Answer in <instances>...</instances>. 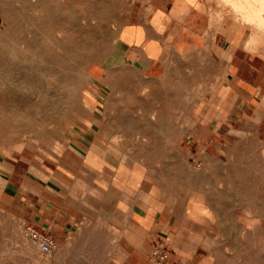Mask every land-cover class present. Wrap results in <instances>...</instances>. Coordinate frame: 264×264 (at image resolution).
I'll return each mask as SVG.
<instances>
[{
	"label": "crops",
	"instance_id": "crops-1",
	"mask_svg": "<svg viewBox=\"0 0 264 264\" xmlns=\"http://www.w3.org/2000/svg\"><path fill=\"white\" fill-rule=\"evenodd\" d=\"M214 13L204 0H145L136 18L117 29V42L138 53L145 77L163 84L182 79L185 85L177 124L167 113L173 108L163 102L120 104L110 110L150 114L112 113V134L135 135L138 142L161 133L168 141L176 134L171 140L180 144L177 152L153 157L110 149L108 136L98 135L105 89L95 85L87 92L90 113L66 135L64 154L48 160V171L36 168L46 178L29 173L26 147L0 144V207L58 241L96 226L103 239H118L121 264L147 263L157 245L168 253L162 264H204L221 199L214 191L221 174L216 161L243 140L257 151L264 147V54L249 48L235 19L227 16L234 20L233 33L221 21L225 16L216 19ZM209 63L213 74L200 88L193 73ZM194 78L195 84H186ZM157 93L164 92H150Z\"/></svg>",
	"mask_w": 264,
	"mask_h": 264
},
{
	"label": "rangeland",
	"instance_id": "rangeland-1",
	"mask_svg": "<svg viewBox=\"0 0 264 264\" xmlns=\"http://www.w3.org/2000/svg\"><path fill=\"white\" fill-rule=\"evenodd\" d=\"M98 1L99 3H102L98 5L103 12H101V14L97 17H93L85 11L77 9L73 10V5H71L70 8H66V12L64 14H61L62 11H57L60 5H64L66 2L69 3V0H41L43 4H46L49 6L50 10H52V13H49L50 18L48 17V23L50 19H53V23L51 24L54 26L59 23H63L64 21L68 24L69 22H79V20L85 22L84 27L88 35L83 41L86 42L87 52L83 55L85 62L92 60V58H96V62H92L89 69H87V72L91 73L92 76L96 78L88 77L89 75L86 76V74L83 75L81 84L84 85V87L82 89V93L80 92V99L88 100L91 103V100L87 95L90 88L95 85L104 86L105 90L103 91L101 101L102 106L106 107V99L110 94V86L105 84V82L107 80L109 81V77H107V75L113 72L116 74L114 81L117 94L111 108H117L120 104L163 102L173 108V110H169L167 113L169 118L171 117L174 120V123L177 124V121L182 118L183 113L178 109L184 102V96L181 94V91H183L185 81L181 79L179 81H175V83L167 81V84H163V81L160 79L153 80L145 77L143 75L144 63L140 61L138 53L127 49L125 46L117 42V38L115 37V32H117L119 26L136 18L138 8L143 5L145 0ZM102 5L105 8H103ZM0 6H2L6 11H18L20 14L16 22L20 31L15 32L10 37L11 40H14L17 36H19L21 30L22 33L27 32V30H33L34 26L28 24L26 22V18L34 19L37 17V14L39 13L36 11L37 0H0ZM42 13L45 14V11ZM224 15L225 18L221 19V21L224 20L226 23H229L233 29V33H235L234 20L231 18L228 19L226 14ZM61 16L64 17V20ZM1 29L2 17L0 14V30ZM43 41H47L45 43H48V40L46 39H43ZM10 43L5 46V44L0 42V50L2 51L10 48L12 46ZM136 59L139 60L138 63H135ZM206 66L205 64H200L199 72L197 73L194 71L193 73L194 75L198 74L200 88H202L203 83L209 80V76L213 74V71L210 68L211 63L208 64V69ZM196 81L197 78H194L193 80L189 79L186 84H195ZM153 90L157 92L162 90L164 93H157L156 95L150 94ZM64 92L65 91H63L62 95L66 93ZM89 102H83L87 115L91 110ZM56 110L58 111L60 108H54L53 111L55 112ZM72 110L73 108L67 109L70 113ZM109 112L111 114V118L112 113L124 115L129 114L132 118H140L141 115H143L142 117L147 118L150 114V111L129 112L110 110ZM29 114L33 116L31 111ZM32 116H29L28 119L26 118L28 116H24L13 121H0V144H7L9 147L12 145L20 148L26 147L23 154L31 162L32 168H43L48 171L50 168L48 160L51 161V159L59 158L62 154H64L67 141L63 142V137H60L58 132L60 129L57 127V133L53 132L52 141L56 139L62 144L61 151L54 153L52 148H49V152L52 156L45 154L42 151L43 147L40 145V141L33 138V132L31 134V130L36 128L34 126L26 127L22 130V132L18 127L19 125L22 126L29 124L31 122L30 119L32 120L34 118V116ZM85 118L86 117H84L83 120ZM22 121L25 122L23 123ZM78 122V119L71 117L65 118L61 122L60 126L61 129L66 131V135L68 136L72 130V126ZM43 125L46 124L44 123ZM7 129L10 131L5 133ZM169 129L176 131L178 128L173 127ZM25 130L29 132H26ZM137 135L141 136L140 133ZM174 136L168 137V141H162L166 137L164 133H161L159 136H152V139L150 137H146V139L152 140L149 142L134 141L136 140L135 135L132 137H118L119 139H130L131 141L115 142L116 145H114V142H112L111 138L108 137L106 138V140H108L106 144L109 145V148L112 150H135L153 154L154 157L155 155H167L169 153L177 152V147L180 144L171 140ZM116 137L115 140L118 139ZM157 138L159 141H153V139ZM245 142L246 141L243 140L241 142L234 143L233 147L235 149L231 151V154L226 153L227 157L222 154V157L216 161V163L219 164L218 171L221 172V174L216 176L217 181L214 185V191L217 195L221 196V199L217 202L219 204L217 206V209L219 210L218 221L211 233L208 247V259H206L204 264L256 263L255 258L258 256V252L255 249L254 240L250 238L249 228L261 227V220H264V147L260 152L259 150H255V143ZM2 151L7 152V149L3 147ZM68 157V160L71 161V155H68ZM230 170L231 173H229ZM245 207L246 209L248 207L252 208V212L250 213L252 215L246 213V209H244ZM0 209V264H44L42 262L34 261L31 258L30 249L23 251L24 245L22 242L23 238H25L23 232L25 226L28 225L27 222H25L21 216L13 213L14 211H10L3 207H0ZM238 215L241 216L242 220L237 219L239 217ZM252 216L253 218L259 220V222H249ZM245 219H248V221H245ZM230 229L231 232H229ZM15 234L20 236L17 240L14 238ZM77 234L78 236L75 237H72L74 234H71V237L66 240H55L56 247L54 251H59V254L52 258L49 261V264H121L123 255L120 252L121 249H119V245H116V242L118 243V239H103L101 231L97 229L96 226L94 228H88L84 232H79ZM155 247L161 246L157 245ZM155 247L150 250L148 262L145 264H157L152 256V250ZM46 255L41 253L42 257H46ZM167 255L165 254V257ZM160 264L162 263L160 262ZM189 264H194V262Z\"/></svg>",
	"mask_w": 264,
	"mask_h": 264
},
{
	"label": "bare ground",
	"instance_id": "bare-ground-1",
	"mask_svg": "<svg viewBox=\"0 0 264 264\" xmlns=\"http://www.w3.org/2000/svg\"><path fill=\"white\" fill-rule=\"evenodd\" d=\"M204 2L215 8L214 18L220 19L226 14V16H231L238 24L242 25L245 29L244 38L249 48L259 49L264 54V0H204ZM98 4L102 3H99L98 0H69V3L66 2L64 5H60L57 11H62L61 14H64L66 8H70L73 5V10L85 11L93 17H97L103 12ZM103 8L105 7L103 6ZM36 11L39 13L34 18L35 20L26 18V22L34 26L33 30H27V32L23 33L21 30L19 36L11 40L10 37L15 32L20 31V28L16 25L20 14L18 11H6L0 6L2 17L0 42L5 44V46L10 42L12 45L8 49L0 50V121H13L24 116H28L26 117L28 119L29 116H32L29 114L31 111L34 116L32 120L30 119L31 122L18 127L22 131L26 127L34 126L36 129L31 130L33 138L40 141V145L43 147L42 151L45 154L52 156L49 148H52L54 153L60 152L62 148V144L59 141L56 139L52 141L53 132L57 133V127L60 129L58 132L59 136L63 137V142L67 141L66 131L61 129L60 126L63 119L71 117L80 121L87 116L83 102L86 101L87 103L89 101L81 100L79 97L84 87L81 84V79L85 74L86 76L89 75L88 77L96 78L87 72L92 62H96V58H92L88 62L84 60L83 54L87 52V47L86 42L83 40L88 35L84 27L85 22L79 20V22H69L68 24L64 21L54 26L51 24L53 19H50L48 23L49 13H52V10H50L49 6L43 4L41 0H37ZM43 11H45V14L42 13ZM61 18L64 20L63 16ZM115 37L117 38V32H115ZM43 39L48 40V43H45L47 41L44 42ZM115 75L113 72L107 75L109 81L107 80L105 84L110 86V94L106 99L105 118L102 123L100 122L98 131L100 137H110L114 145H116V140L112 134V127H110L111 114L109 111L117 94L114 81ZM63 91L66 92H64V95H62ZM54 108H60V110L54 112ZM68 108H73L71 113L67 111ZM44 123L46 125H43ZM9 131L7 129L5 133ZM28 170L31 174L46 178L35 168ZM174 173L176 172L174 171ZM214 206L216 205L214 204ZM251 212L252 208L248 207L246 213L250 214ZM237 219L242 220L241 216ZM245 221H248V219H245ZM257 221L259 222L253 216L249 220V222ZM261 222V227L249 228L250 238L254 240L255 249L258 252L255 264H264V220L262 219ZM229 232H231V229ZM19 237L18 234L14 236L15 240ZM22 243L24 245L23 251L30 249L31 258L37 262L49 264V261L59 254V251H54L53 249L50 253H43L47 255L42 257V252L35 243L26 238H23Z\"/></svg>",
	"mask_w": 264,
	"mask_h": 264
},
{
	"label": "built area",
	"instance_id": "built-area-1",
	"mask_svg": "<svg viewBox=\"0 0 264 264\" xmlns=\"http://www.w3.org/2000/svg\"><path fill=\"white\" fill-rule=\"evenodd\" d=\"M23 233L25 238L35 243L42 253H50L56 247V241L42 230L27 225ZM152 256L155 262L160 264L165 257V252L161 247H155L152 250Z\"/></svg>",
	"mask_w": 264,
	"mask_h": 264
}]
</instances>
